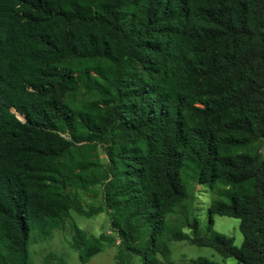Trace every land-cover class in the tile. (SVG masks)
I'll use <instances>...</instances> for the list:
<instances>
[{"label": "trees", "instance_id": "trees-1", "mask_svg": "<svg viewBox=\"0 0 264 264\" xmlns=\"http://www.w3.org/2000/svg\"><path fill=\"white\" fill-rule=\"evenodd\" d=\"M262 139L264 0H0V264L103 210L115 264H161L167 240L264 264ZM195 185L221 186L203 234ZM70 227L80 264L114 241Z\"/></svg>", "mask_w": 264, "mask_h": 264}, {"label": "rangeland", "instance_id": "rangeland-1", "mask_svg": "<svg viewBox=\"0 0 264 264\" xmlns=\"http://www.w3.org/2000/svg\"><path fill=\"white\" fill-rule=\"evenodd\" d=\"M261 154L264 156V139L257 143ZM217 185L214 189H208L201 185H195L192 191L195 215L199 219V233H204V226L208 218L207 208L209 204L217 197ZM85 207L101 204L99 194L92 197L91 193L83 195ZM180 218L177 214L168 217L171 223L177 222ZM213 230L229 236L235 246L242 242V234L239 230V219L225 215H213ZM71 222H74L80 229L87 234L99 235L101 233L109 234L114 238L113 242H103V250L91 258L86 264H115L113 255L118 248L119 241L115 233L109 227V217L103 210L102 212L85 217L74 211H70V219L67 223L58 229H54L46 238H39L36 232L31 233V239L28 246V264H80L77 251L70 246L72 234ZM185 232L190 233L186 228ZM169 248L168 259L161 264L188 262L198 257H203L214 264H234L235 260L228 256L223 257L211 247L198 246L187 240H167ZM60 258V260H59Z\"/></svg>", "mask_w": 264, "mask_h": 264}, {"label": "crops", "instance_id": "crops-1", "mask_svg": "<svg viewBox=\"0 0 264 264\" xmlns=\"http://www.w3.org/2000/svg\"><path fill=\"white\" fill-rule=\"evenodd\" d=\"M93 258H94V257H93ZM86 263H87V262H86ZM86 263H85V264H86Z\"/></svg>", "mask_w": 264, "mask_h": 264}]
</instances>
